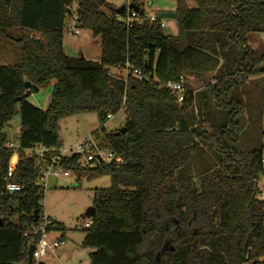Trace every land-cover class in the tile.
I'll list each match as a JSON object with an SVG mask.
<instances>
[{
    "label": "trees",
    "instance_id": "16d2710c",
    "mask_svg": "<svg viewBox=\"0 0 264 264\" xmlns=\"http://www.w3.org/2000/svg\"><path fill=\"white\" fill-rule=\"evenodd\" d=\"M194 1L190 8L177 0L179 37L173 39L160 20L128 28L106 0H82V29L101 43L100 60L93 61L65 52L67 0H0V36L21 51L19 64L0 66V264H28L24 228L43 211L35 159L25 151L36 145L59 149L60 122L87 113H96L101 125L92 135H102L125 162L80 169L74 157L64 164L78 181L112 180L109 189L95 190L96 216L84 230L91 264H264V201L255 186L264 174V148L244 151L243 128L212 115L214 105L228 117L240 111L242 96L233 88L241 81L235 78L262 74L264 53L248 41L264 33V0ZM236 49L244 54L228 64ZM126 63L150 82L109 75ZM214 74L219 81L205 87L200 105L192 91L179 104L161 86ZM26 82L39 89L54 82L46 112L28 102ZM122 112L125 133H107L105 124ZM16 115L15 181L25 189L7 194L4 177L13 152L5 128ZM49 230L66 232L56 221Z\"/></svg>",
    "mask_w": 264,
    "mask_h": 264
},
{
    "label": "rangeland",
    "instance_id": "374dc122",
    "mask_svg": "<svg viewBox=\"0 0 264 264\" xmlns=\"http://www.w3.org/2000/svg\"><path fill=\"white\" fill-rule=\"evenodd\" d=\"M112 7L119 9L127 6V0H106ZM190 8H195L196 3L194 0H185ZM137 4H143V9L146 15L156 18L163 12L176 13L178 5L177 0H155L152 5H147L145 0H135ZM107 14L109 10L105 11ZM164 33L173 39L179 37V27L177 20L166 19L163 20ZM16 34L18 30L14 31ZM20 33V32H19ZM5 47L12 53H16V49L20 46L10 39L2 38ZM248 46L250 49L259 54L264 53V33H254L249 36ZM64 49L68 56L77 57L83 53L91 60H98L101 56V43L100 38H95L89 30H82L77 37L64 36ZM1 51V45H0ZM5 51V49L3 50ZM244 52L237 50L233 52L228 64L236 61L238 56L243 55ZM14 61L9 64L14 65ZM229 71L231 68L228 67ZM187 89L196 93L198 100V89L213 85L216 79H211L209 75L199 77L187 75ZM240 80L238 84L234 85L233 93H240L242 96L243 104L231 117H228V112L221 106H213V116L219 113V122L226 123L229 118L238 124V127L243 128L240 131V144L244 151H252L254 149L264 148L263 139V114H264V72L258 76L253 77H237ZM219 81V80H217ZM198 84L200 87H198ZM54 89V84L41 88L39 92H32L28 98V102L35 105L36 108L47 111L51 103V97ZM204 99V98H203ZM203 104L201 101L199 103ZM222 105V104H221ZM199 110V108H198ZM196 111V113L198 112ZM126 115L122 112L105 124L107 133H114L122 129L125 125ZM20 117L16 115L5 128V133L8 140L18 146L17 135L20 132ZM98 115L96 113H87L79 116H72L63 119L60 122V139L62 147L70 148L79 142H83L85 138L91 136L94 132L100 129ZM102 141L103 136L100 135ZM259 188L264 187V176L260 177ZM112 186V180L109 175L101 176L100 178L89 180L88 178H78L71 175L69 178H61L58 180L50 179L48 187L45 191V197L42 202V207L46 215L54 219L57 223L64 225L66 232L61 233L52 231L49 240L63 237L66 241V246L57 250L56 254L48 253L45 257L41 258L34 264H91L89 259L90 251L82 246L85 232L84 228L80 227L82 220H87L85 214L93 208L94 192L99 189H109Z\"/></svg>",
    "mask_w": 264,
    "mask_h": 264
},
{
    "label": "built area",
    "instance_id": "2783aa9c",
    "mask_svg": "<svg viewBox=\"0 0 264 264\" xmlns=\"http://www.w3.org/2000/svg\"><path fill=\"white\" fill-rule=\"evenodd\" d=\"M145 1L147 5H152L155 0ZM127 2L125 11L118 14L117 18L124 22L128 28H131L136 23H141L143 20L149 22L158 20V17L153 18L146 15V12L142 8L143 4H137L135 0H127ZM133 4H136L140 10L144 12L143 16H141L139 12L133 10ZM81 9L82 0H67L65 3L64 36L68 35L71 37H77L80 35L83 30ZM161 27L164 28L163 23L161 24ZM109 75L121 79L126 83L129 78H134L141 82H150L149 77L144 76L141 71L134 69L130 63L110 69ZM161 86L169 90L176 97L179 104L184 102L187 92L190 91L187 89V78L185 76L181 77L178 82L170 81ZM6 147L13 152V155L9 160L8 169L4 177L5 193L15 194L25 189V186L15 181L17 168L20 162L19 147L11 141L6 144ZM25 155L35 159V170L38 173L35 187L44 193L48 187V181L50 179L58 180L61 178H69L73 175L72 172L64 166L65 162L69 161L71 158H77L76 164L80 169H96L102 165L121 166L125 163L124 160L114 154L109 147L100 140V138H97L94 135L88 136L83 142H79L70 148L60 147L59 149H54L42 145H36L32 149L26 150ZM261 167L264 172V149L261 156ZM262 176H264V174ZM259 180L260 178L255 182L257 199L264 201V187L262 189L259 188ZM54 222L55 220L46 215L43 210L35 223L25 226L24 236L30 239V245L35 246L33 262L39 261L48 253L55 255L57 250L66 246V241L62 237L49 240L50 233L52 232L49 228L53 226ZM92 225L93 219L82 220L80 222V227H83L84 229H90Z\"/></svg>",
    "mask_w": 264,
    "mask_h": 264
},
{
    "label": "water",
    "instance_id": "95a60500",
    "mask_svg": "<svg viewBox=\"0 0 264 264\" xmlns=\"http://www.w3.org/2000/svg\"><path fill=\"white\" fill-rule=\"evenodd\" d=\"M132 8L136 12H139V14L141 16H143L144 12L142 10H140V8L136 4H133ZM124 11H125V6L119 8V9H116L115 12L117 14H121ZM166 19L177 20V14L176 13L163 12V13L158 15V20L163 21V20H166ZM263 72H264V67L261 69V73H263ZM25 87L30 92H35V93L39 92V90H40L36 85H34L32 83H29V82L25 83ZM121 133H125V129H122ZM85 216H86L87 219H94L95 216H96V209L93 207L92 209H90L85 214ZM34 251H35V246L34 245H30L29 249H28V264H32V262H33V253H34Z\"/></svg>",
    "mask_w": 264,
    "mask_h": 264
},
{
    "label": "crops",
    "instance_id": "0c3cea01",
    "mask_svg": "<svg viewBox=\"0 0 264 264\" xmlns=\"http://www.w3.org/2000/svg\"><path fill=\"white\" fill-rule=\"evenodd\" d=\"M0 45H1V51H0V66H7V65H11L9 64L11 61H14V65L16 64H19L20 63V60H21V51L20 49H16V53L14 55V53H12L11 55V52L9 51V49L7 47H9V45H6L7 47H5V45L3 44V42L0 40ZM5 49V51H3ZM86 59H89L87 58L83 53H81ZM101 55V54H100ZM73 57V56H72ZM76 57V56H75ZM91 60V59H89ZM100 60V57L98 58V60H93V61H99ZM217 75V74H216ZM211 77V79H214L215 80V74L214 75H209ZM231 80V77H225L223 78V81L227 82ZM200 81V78L198 77V82ZM217 81V80H216ZM54 84V82H53ZM214 84V82H213ZM198 87H200V85L198 84ZM32 92H30L31 94ZM206 96H204L203 92H202V88H199L198 89V102H201V101H204V98ZM204 98V99H203ZM33 106L34 103L32 104Z\"/></svg>",
    "mask_w": 264,
    "mask_h": 264
}]
</instances>
